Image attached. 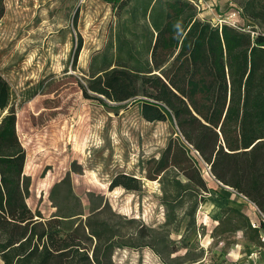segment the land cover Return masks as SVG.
Wrapping results in <instances>:
<instances>
[{
	"label": "trees",
	"instance_id": "1",
	"mask_svg": "<svg viewBox=\"0 0 264 264\" xmlns=\"http://www.w3.org/2000/svg\"><path fill=\"white\" fill-rule=\"evenodd\" d=\"M119 14L131 0H105ZM252 25L235 27L200 18L190 0H138L122 21L121 55L82 85L85 96L105 103H138L149 122H170L210 166V174L250 201L264 216V0H232ZM5 15L0 0V20ZM145 29L133 42L139 24ZM82 47L79 44L78 56ZM146 50V57L140 55ZM124 53V55H122ZM127 54V55H125ZM9 83L0 74V259L3 264H115L120 249L152 246L136 218L115 211L101 195L88 193L89 210L74 192L71 172L55 183L49 198L55 212L33 210L27 153L16 128ZM146 176L159 180L166 197L182 199L194 185L188 215L210 189L181 138L171 139ZM73 171L81 173L77 163ZM183 177L186 182L181 179ZM173 182L174 193L166 189ZM139 191L140 179L122 174L110 189ZM199 195H201L199 199ZM170 222V219L167 220ZM238 208L227 207L215 230H242L264 246V220L255 224Z\"/></svg>",
	"mask_w": 264,
	"mask_h": 264
},
{
	"label": "rangeland",
	"instance_id": "2",
	"mask_svg": "<svg viewBox=\"0 0 264 264\" xmlns=\"http://www.w3.org/2000/svg\"><path fill=\"white\" fill-rule=\"evenodd\" d=\"M137 1L131 0L120 15L105 0H4L0 74L11 87L16 128L27 153L24 173L31 178L27 202L33 210L51 216L56 211L49 198L51 188L71 172L73 190L87 211L88 193L93 192L145 227V241L152 246L120 249L114 255L115 264H194L201 259H205L202 264H260L264 249L255 247L251 234L215 230L224 212L219 217L218 206L225 200L250 221H263L250 201L201 167L210 191H198L204 196L191 224L188 213L196 187L190 185L183 198L176 200L165 196L159 180L146 177L154 168L149 160L158 159L169 141L179 137L170 122L147 121L138 103L105 98L103 104L91 92L90 96L83 92L90 76L121 55L122 21L131 17ZM205 1L200 18L214 24L240 9L232 0ZM238 18L239 27L252 25L242 15ZM134 27L135 34L126 33L133 42L145 29L144 23ZM140 55L146 57V50ZM74 163L81 166V173L73 171ZM122 174L140 179L141 190L110 189ZM166 189L174 193L173 182ZM249 250L261 254L252 262Z\"/></svg>",
	"mask_w": 264,
	"mask_h": 264
},
{
	"label": "built area",
	"instance_id": "3",
	"mask_svg": "<svg viewBox=\"0 0 264 264\" xmlns=\"http://www.w3.org/2000/svg\"><path fill=\"white\" fill-rule=\"evenodd\" d=\"M191 2H193L196 7L198 8V10L201 12L203 10H205V0H190ZM241 16V9H236L234 10L229 16L225 17L224 19H219V24H229L235 27H239L240 26V21L239 18ZM181 138V141L183 142V144L185 145V147L187 148V150H189V154L191 155V157L195 160V162L198 164L200 170L201 167L205 170V172L207 170L210 171V166L202 159V157L200 156L199 152L197 150H195L193 148V146L188 143L181 135H178ZM264 220V218H263ZM254 226H256L255 224H253Z\"/></svg>",
	"mask_w": 264,
	"mask_h": 264
},
{
	"label": "crops",
	"instance_id": "4",
	"mask_svg": "<svg viewBox=\"0 0 264 264\" xmlns=\"http://www.w3.org/2000/svg\"><path fill=\"white\" fill-rule=\"evenodd\" d=\"M231 4V3H230ZM200 17H202L203 15H202V13L200 12ZM225 187V186H224ZM218 193L219 194H222V195H224V193H222V190H218ZM225 196V195H224ZM226 201H228V200H225V203L223 204V203H220L221 205H219L218 206V214L217 215H219V217L221 216V214H222V210H224L225 208H227V207H234V208H236L235 206H232V204H226L227 202ZM240 210V209H239ZM251 222L253 223V224H259V223H256V222H253V220H251ZM255 245V247H258V249H264V246H259V245H257V244H254ZM248 252H250V250L248 251ZM251 253V252H250ZM252 254V256L251 257H248V260H250V261H254V258L256 259V258H258V254H261V253H259L258 252V250L257 251H255V252H253V253H251ZM262 256V258H260L259 259V263L260 264H264V255H261ZM205 259H201V260H199L198 262H196V263H194V264H202V262L204 261ZM0 264H3V262L1 261V259H0Z\"/></svg>",
	"mask_w": 264,
	"mask_h": 264
},
{
	"label": "water",
	"instance_id": "5",
	"mask_svg": "<svg viewBox=\"0 0 264 264\" xmlns=\"http://www.w3.org/2000/svg\"><path fill=\"white\" fill-rule=\"evenodd\" d=\"M225 187L229 188L228 186H225ZM229 189H231V188H229Z\"/></svg>",
	"mask_w": 264,
	"mask_h": 264
}]
</instances>
